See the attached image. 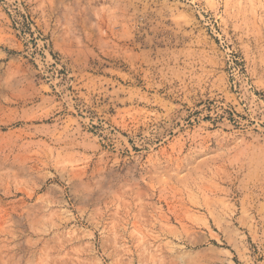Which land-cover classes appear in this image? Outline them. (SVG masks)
Wrapping results in <instances>:
<instances>
[{
    "label": "rangeland",
    "instance_id": "obj_1",
    "mask_svg": "<svg viewBox=\"0 0 264 264\" xmlns=\"http://www.w3.org/2000/svg\"><path fill=\"white\" fill-rule=\"evenodd\" d=\"M0 166V264H264V0H0Z\"/></svg>",
    "mask_w": 264,
    "mask_h": 264
},
{
    "label": "built area",
    "instance_id": "obj_2",
    "mask_svg": "<svg viewBox=\"0 0 264 264\" xmlns=\"http://www.w3.org/2000/svg\"><path fill=\"white\" fill-rule=\"evenodd\" d=\"M235 55L236 54H234L233 50L227 49L226 58L231 72L230 88H232L236 93L238 100L245 103L246 100L243 98L241 92L242 87H246L250 93L254 92L255 90L247 71L242 65V61ZM208 102H211V104H209L211 111L216 110L219 113L224 114L230 110L229 106L223 100L211 99ZM243 106L246 107V103L243 104Z\"/></svg>",
    "mask_w": 264,
    "mask_h": 264
},
{
    "label": "bare ground",
    "instance_id": "obj_3",
    "mask_svg": "<svg viewBox=\"0 0 264 264\" xmlns=\"http://www.w3.org/2000/svg\"><path fill=\"white\" fill-rule=\"evenodd\" d=\"M60 139H61V137H60ZM65 139H66V138H65ZM57 141H59V140H57ZM61 143H63V142H61ZM58 145H59V144H58ZM62 145H63V144H62ZM63 146H65V145H63ZM66 148H67V147H66ZM21 154H22V153H21ZM9 156H10V155H9ZM58 156H59V154H58ZM13 157L16 158V156H13ZM18 158H19V159H22L21 156H18ZM10 160H11V159H10ZM15 160H16V159H15ZM2 161H3V160H2ZM8 161H9V160H8ZM12 161H13V160H12ZM27 161H28V160H27ZM9 162H10V161H9ZM14 163H15V162H14ZM17 163L19 164V162H17ZM21 163H22V162H21ZM24 163H25V162H24ZM15 164H16V163H15ZM23 165H24V164H23ZM23 165H22V166H23ZM13 166H14V165H12V167H13ZM0 167H2V166H0ZM5 167H6V166H5ZM9 167H10V166H9ZM14 167H15V166H14ZM28 168H29V167H28ZM0 169H1V168H0ZM15 170H16V169H15ZM15 170H14V171H15ZM30 170H31V169H30ZM30 170H29V171H30ZM26 171H27V170H26ZM17 172H18V171H17ZM13 178H14V177H13ZM21 203H22V202H21ZM11 207H12V206H11ZM12 208H13V207H12ZM7 210H8V208H7ZM28 212H29V211H28ZM5 213H6V212H5ZM7 213H8V212H7ZM28 214H29V213H28ZM7 215H8V214H7ZM15 216H16V215H15ZM30 216H31V215H30ZM1 217H2V216H1ZM11 217H12V216H11ZM23 217H24V216H23ZM4 219H5V218H4ZM36 220H37V219H36ZM38 221H39V219H38ZM36 222H37V221H36ZM33 223H34V222H33ZM37 227H38V225H37ZM40 227H41V226H40ZM39 229H40V228H39ZM43 229H44V228H43ZM33 230H34V229H33Z\"/></svg>",
    "mask_w": 264,
    "mask_h": 264
}]
</instances>
